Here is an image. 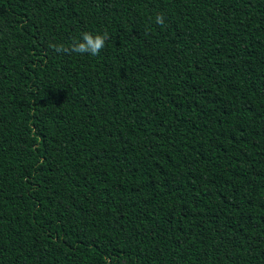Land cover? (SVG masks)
<instances>
[{
  "label": "trees",
  "instance_id": "1",
  "mask_svg": "<svg viewBox=\"0 0 264 264\" xmlns=\"http://www.w3.org/2000/svg\"><path fill=\"white\" fill-rule=\"evenodd\" d=\"M0 264H264V0H0Z\"/></svg>",
  "mask_w": 264,
  "mask_h": 264
},
{
  "label": "clouds",
  "instance_id": "2",
  "mask_svg": "<svg viewBox=\"0 0 264 264\" xmlns=\"http://www.w3.org/2000/svg\"><path fill=\"white\" fill-rule=\"evenodd\" d=\"M156 23L164 24L163 15H157ZM110 39L106 32L93 34L92 32H84L79 39H74L73 43L69 47H65L63 44L52 45L57 53L72 52L76 54H90L92 56L99 55L100 51L105 47V42Z\"/></svg>",
  "mask_w": 264,
  "mask_h": 264
}]
</instances>
